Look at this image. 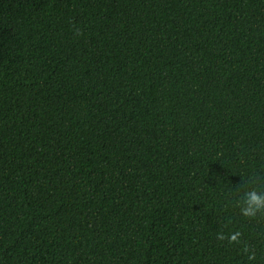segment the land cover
<instances>
[{"label":"trees","instance_id":"1","mask_svg":"<svg viewBox=\"0 0 264 264\" xmlns=\"http://www.w3.org/2000/svg\"><path fill=\"white\" fill-rule=\"evenodd\" d=\"M246 187L264 0H0V264H264Z\"/></svg>","mask_w":264,"mask_h":264},{"label":"clouds","instance_id":"2","mask_svg":"<svg viewBox=\"0 0 264 264\" xmlns=\"http://www.w3.org/2000/svg\"><path fill=\"white\" fill-rule=\"evenodd\" d=\"M239 212L244 217H254L260 212H264V189L257 190L254 187H246L242 196L236 201ZM240 233H232L229 241H239ZM223 238V237H221ZM251 259V256L249 257Z\"/></svg>","mask_w":264,"mask_h":264}]
</instances>
